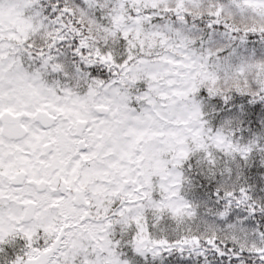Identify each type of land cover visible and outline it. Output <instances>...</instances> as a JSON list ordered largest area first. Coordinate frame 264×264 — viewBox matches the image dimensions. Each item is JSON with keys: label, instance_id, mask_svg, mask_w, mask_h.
<instances>
[{"label": "snow or ice", "instance_id": "snow-or-ice-1", "mask_svg": "<svg viewBox=\"0 0 264 264\" xmlns=\"http://www.w3.org/2000/svg\"><path fill=\"white\" fill-rule=\"evenodd\" d=\"M0 264H264V0H0Z\"/></svg>", "mask_w": 264, "mask_h": 264}]
</instances>
